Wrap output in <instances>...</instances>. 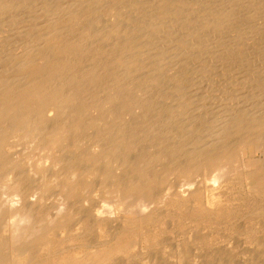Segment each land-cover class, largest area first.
Segmentation results:
<instances>
[{"label":"bare ground","instance_id":"obj_1","mask_svg":"<svg viewBox=\"0 0 264 264\" xmlns=\"http://www.w3.org/2000/svg\"><path fill=\"white\" fill-rule=\"evenodd\" d=\"M41 1V3L45 2V0ZM35 3L40 12H42L41 7L45 3L43 5L39 4V6L42 5L40 7L41 9L38 6L39 2L37 3L36 1ZM33 4L34 0H0V21L7 18L9 21L11 20V24L15 25L13 27H20L19 30L15 29L17 31L15 35L18 38L15 40L17 42H15L16 45L13 48L9 49L8 44L3 42L6 41V38L3 39L5 36L0 38V178L5 181L3 186L12 194L17 195L16 202H13V198H0L3 217L9 218L12 216L11 219L9 218L10 220L14 218L12 220L13 222L11 221L12 227L7 229L9 231L8 234L6 223V226L4 225L5 228L3 226L4 221L1 223L2 226H0V264H113L114 255L121 253L126 255L132 247L134 248V246L136 247L140 244L142 240L139 241V239L143 233H140L139 228L142 227L141 222L147 219L148 216L128 217L118 215L119 217L113 219L99 217L101 221L98 222L102 226L110 227L111 222H115L112 226L116 227V225L119 226V223L122 222L123 227L119 228L117 226L118 229L113 228L116 232L109 235L108 240L103 241L97 246L94 244L87 245L86 242L82 243L81 245L83 247H88L87 250L82 251L83 254L80 253V250V252L78 251L76 253V249L75 251L70 250L69 247L67 249L65 247L60 249V244L64 243H61L62 240L72 237L70 233L74 232H71L73 229L78 231L80 228H87L89 226L88 220L91 217L90 214L97 218L95 215L96 206L89 208V215L86 214L87 212L83 213L82 211L79 214L80 209L76 206L79 200H83L80 197L82 193L89 192L97 184V182H85L82 180V177L89 176V174H93V177L98 176L102 178L98 182L102 188L109 186L112 193L116 192L120 198L129 199L130 202H128L127 208L136 207L142 209L147 205L149 207L150 202L155 198L156 201L158 199L157 202L161 201L158 203L160 205L162 202L164 203L165 199L168 200L169 197L175 198V195L183 197L189 194L188 197H194L193 194L192 196L190 195L194 190H191L192 187L189 184L193 181V178L196 179L200 176V173L202 175L201 171H209L211 173L210 171L212 170L214 173H217L218 177L212 172L215 177L211 175L210 179L212 180L208 178L207 181L209 182L206 183L211 182V186L208 188L212 191L211 187L215 185L214 183L216 181H213V178H218V180L225 178L224 176L230 171V166H232L233 162H239L243 170L241 174L239 173L240 178L236 182L243 185L245 192L255 194L253 198L256 195L264 198V105L254 107L256 108H253L254 110L244 106L242 109H239V107L237 109L235 108L237 103L234 104L235 107L233 108L220 105L221 111H219L218 121L216 117L215 120L210 117L211 121L214 120V122L212 121L214 124L217 123L216 128L212 129V132L206 136L207 139L209 138V141L200 143L199 140L190 138V141L186 142L191 146L187 148L185 146L186 143L184 145L182 142L180 145L178 144L180 142L175 145H160L158 146L160 149L156 153L152 151L153 154H150L149 151V153H144L143 158L140 159L130 157V151L139 145V142L142 140L140 136L142 132L138 133V128L130 129V127H126L127 125L121 124L120 120L122 113H132L137 108L141 115H145L148 112L150 114L154 108L156 111V106L158 108L159 105L153 102L155 99L149 101L143 96L147 92H152L151 89L153 88H148L151 83L160 84L164 80L161 78L162 81H160V76L157 72L162 70V64L165 63V58H167L166 61L168 62L170 57L169 55L166 57L165 52L162 50L172 43H175L181 49L178 51L179 57L188 59L186 55L188 54L189 60L195 61L208 54L210 58L214 56L215 58L217 57L216 59H220V61L224 59L225 61H223L226 64L227 62L238 63L241 60L243 50L249 45L250 38L253 40V46L257 44L259 46L263 45L262 47H264V0H142L141 4H139V0H56L55 4L51 2V5H49L47 3L48 5L45 6V8L47 7L46 10L44 8L42 9L45 12L42 17H40V12L37 13L36 7L33 6L34 8H31L32 6L30 5ZM24 8L28 9V11L30 10L32 14L30 15L28 12L29 14L27 15L32 16L31 21L27 20L28 23L31 22V27H28L29 29L23 23L20 24L21 26H25L26 29L18 26L19 21L21 22L20 18H22H19L18 14L20 11L22 14L25 11L23 10ZM102 11L103 13L105 12V15H103L104 20H102L101 14H99L100 17L98 18V13ZM119 16H122V19L117 20V22L114 17L119 18ZM111 20H115L116 22L113 21L115 23L109 25ZM9 21L6 23L11 26ZM17 22L18 24H14ZM108 22L109 24L107 25H100L101 23ZM4 24H2V27ZM3 28L5 30V25ZM11 31L5 32L10 33ZM177 33L181 36H178ZM9 38L11 39L12 37L9 36ZM9 46L11 47L13 45L11 44ZM154 49L156 51L151 52ZM220 50L225 53V57L220 56ZM202 52L205 54H201ZM207 59L210 60L209 58ZM169 60L171 61L172 59ZM177 60L175 58L173 60L174 62L169 61L171 64L166 62L165 67L168 65L171 66L173 63L174 66H180L182 65L181 62H187L184 59L181 61ZM84 63L89 65V70L86 68L88 70L87 73H85L86 70L82 71L81 69ZM87 65L86 67H88ZM171 68L173 69V66ZM145 69L148 72L142 75L141 72ZM177 69L179 70L178 67ZM81 71L84 73L83 75H81ZM174 71L175 73L177 72L176 70ZM161 72L163 73V71ZM173 73L171 74L172 76ZM177 74H174L173 77V88L179 91L184 79H182L183 76H178ZM168 75L166 76L168 77ZM165 82L168 81L165 79ZM165 82L163 81L162 83L164 84ZM157 86L159 87V85ZM135 88L142 90L141 94H136ZM105 90H107L108 94L105 99L93 98L99 92L104 93ZM157 93L161 94L160 91ZM135 94L139 95L136 96ZM81 97L84 98L85 103ZM178 97L179 95L177 94V99H174V101L178 102H176L177 109L171 113V116H165L163 119L161 113L158 116L155 115L156 120H153L155 124L159 120L171 121L174 115H179L176 112H180L183 107L181 97ZM183 100L185 99L183 98L182 102ZM74 103L77 105L76 108L72 107ZM81 103H83L82 106ZM105 103L110 106V109L113 106H117L121 109V112L118 110L119 114L116 115L115 108L110 113L106 112L107 115H110V120L103 123L101 121L103 112L100 110L104 108ZM159 108L161 111L163 110L161 106ZM89 109H93V111L99 110L100 112L101 117L97 121L100 126L98 129H94V126L98 125L95 120L96 118L91 119L92 116L88 117L86 115ZM163 112L165 113L164 110ZM107 118L106 116L105 119ZM199 118L202 119L201 117ZM145 119H148V125L153 128L149 124L152 116ZM117 120L120 122L117 123L118 125L114 123ZM210 122L208 125L205 124V126L209 128L214 127V124L212 126ZM112 128H116L117 130H112ZM204 128L208 129L207 127ZM90 129H92V132L88 133ZM157 133L155 135L158 137L159 134H162V131L158 130ZM176 135L175 133L172 134L174 138ZM146 138L151 139L150 137ZM18 140L20 142L21 140H32L37 146L46 148L48 151L50 150L53 153V163L56 166L62 164V167L60 166V172H50L47 178L38 182L31 176L23 177L20 175L17 169V163L14 160L15 158L12 157L13 154L18 152L16 150L17 148L15 149V146L20 143ZM71 147L75 148V150H72L74 153L70 151L67 155L61 153L66 151L65 148L70 149ZM249 148L257 151L260 156H256V158H252L251 156L243 158V151ZM180 154H183L185 159L180 162L178 161V164L174 163L175 166H172V170L178 176L184 177L187 182L177 183V179L171 186L166 187L165 175L168 172L172 173V170L167 168L163 173L158 174L153 172L149 166L153 165V162L159 159H168L172 162V159ZM98 162L102 164L95 167V163ZM240 164L238 166L241 167ZM112 165L118 171H113L114 169H111ZM132 170L136 172L137 176L127 177V173L129 176ZM32 173L35 174L37 172L32 171ZM219 177L221 178L219 179ZM226 179L228 180V177ZM197 181L199 186L203 183L202 187L205 185L204 182H206H203L202 177ZM49 182H52L57 188H61L63 191L62 197L60 198L61 201L59 200L60 202L57 205L51 203L52 205H47L48 208L46 206V209H42L43 207L40 205H42V202L46 198L47 186L50 185ZM220 182L222 183V181ZM236 182L234 183L236 184ZM195 183L197 184V182ZM199 186L197 188L194 187L199 190ZM217 186L220 187L219 184ZM235 187L231 186V188ZM35 189L39 190L34 194L32 190L35 191ZM203 189L201 188V191ZM236 190L239 192V188ZM247 193L245 194L248 201ZM198 194H200L199 191ZM216 194L214 195L213 192L209 193L207 199L202 201L200 206H198L200 210L203 209V212L207 209L206 211L209 212L207 213L205 211L207 214H215L217 219V216L223 217L222 215L224 213L218 207L219 205L217 206L218 208L214 207L217 204ZM158 195L159 197H157ZM237 195L239 196V194ZM242 195L241 198L245 196ZM189 199L192 200V198ZM230 199H224L225 204H229L226 200L229 201ZM243 199L246 201L245 197ZM247 201L246 204H248ZM250 201L252 200L250 199ZM254 201H256V198H254ZM240 202L242 204L243 200H240ZM121 203H123L122 200ZM152 203L150 204L151 207ZM195 203L199 204L198 202ZM260 203L262 202L259 201L258 206H255L258 208ZM60 204L62 206H59ZM233 205L232 209H234ZM181 207L183 208V206ZM260 207L258 209H261ZM227 208L225 211H227ZM252 208H254V204H252L250 209ZM257 208L249 212L253 213L255 210L256 213ZM239 209L241 208L239 207ZM178 210L180 211V209ZM235 210L237 211V208ZM134 211L137 213V210L134 209ZM258 211L260 212V210ZM262 213H264V210ZM74 214L77 216L75 219V216L73 217ZM196 214H200L201 216V213L196 212ZM226 214L228 213L226 212ZM2 215L0 216L1 221ZM228 217H225V219L227 218L226 220H228ZM251 218L250 220L253 219ZM44 219L47 221L48 219L51 220L52 222L50 223L53 225L51 226L49 223L44 225ZM225 219L222 218V221L225 224L231 225V223H227L228 221H224ZM205 220L207 221L206 218ZM208 221L210 222V219ZM200 222L201 224L204 222L203 218ZM177 223L179 224V222ZM213 223L215 224V221ZM183 224L186 225V223ZM248 224L247 222L245 225L248 226ZM102 226L100 227L99 225V228L103 230ZM99 228L97 227V229ZM247 231L249 232L251 230ZM61 232H64V237L67 234V237L59 241L61 238L58 236L62 237L60 235ZM150 232L154 231L152 230ZM150 232L149 234H151ZM5 233L7 236L10 233H15L16 235H12L14 237L9 236L11 238L7 239L8 237L4 235ZM74 233L76 234V232ZM149 234H144L146 237L144 241H157V233L155 235ZM248 235L249 233L246 236ZM250 235H253L252 232ZM55 236L59 240H57V237L55 239ZM202 236L197 237V241ZM15 237L23 241L15 243ZM204 237L207 236L204 235ZM210 238L209 241L212 240ZM195 239L194 237V241ZM71 241V243H77L75 240L73 242V239ZM197 241L194 243H199ZM207 242L206 244H208ZM201 245L203 244L201 243ZM78 246L80 247V245H77L79 249ZM90 247H92V250L89 249ZM93 247L95 248L93 249ZM184 250L186 251L185 248Z\"/></svg>","mask_w":264,"mask_h":264},{"label":"rangeland","instance_id":"obj_2","mask_svg":"<svg viewBox=\"0 0 264 264\" xmlns=\"http://www.w3.org/2000/svg\"><path fill=\"white\" fill-rule=\"evenodd\" d=\"M36 1H37V3L39 2L38 6H39V4L43 5L45 3V5L43 7H41L42 5L39 6V8L40 7L42 9L44 8V10H46V8H47V7L45 8V6L48 5L47 3H49V5H51L50 4L51 2L53 4L56 3V0H48V1L45 0V2H43V3H41L42 2L41 0H39V1L36 0ZM36 1L34 0V4L30 5V6H32L31 7L32 9L34 7H36L35 9L37 10V13H39L40 10L37 8V5L35 3ZM141 2H142V0H139V4H141ZM42 9H41V11L43 12L44 10H42ZM23 10H25V11H23ZM23 10H22L23 11L22 14H21V11L18 14L19 18L22 17L23 20H22V18H20L21 22L19 21V24H18V22L14 23V24H18V26H21V24L23 23V25H25L28 28L30 26L31 22L28 23L27 20L31 21L32 16H27V15L29 13H30V15H32V14H31L30 10L28 11V9H26V8H24ZM42 12L39 13L40 17H42L44 15V13H45V12H43V14H42ZM23 14H25V15H23ZM99 14H101V18H103L102 20H104L103 15H105V12L104 13H103V11L99 12L98 13V18L100 17ZM121 14H123V13H121ZM23 16H25V17H23ZM121 17L122 16H119L120 19L118 17H114V19L116 18L115 19L116 21L117 20H121L122 19ZM101 18H100V20H101ZM111 18L113 19V17H111ZM6 19L4 18V20H6ZM4 20L2 19V21H0L1 22V24H0V27H1L0 28V33H1L0 34V38L5 36V37H3V39L6 38V41H3V42L7 43L9 49H11V48H13L16 45L15 42H17V41H15V40H17V38H18V36L15 35V34H17L16 33L17 31L15 29L19 30L20 27L19 28L18 27H16V28L13 27L15 25L11 24V22H10L11 20L9 21L8 19L4 23L9 21L11 26L9 24H7V23L4 24V23H2ZM115 20H111L110 24L108 22V23H101L100 25H103V24L112 25V23L114 24L116 22ZM113 21H115V22H113ZM100 22H102V21H100ZM122 23H123V21H122ZM2 24L5 25V30L3 28L4 25L2 27ZM25 26H21V27L26 29ZM12 28H14V29H12ZM9 30H12L10 32L12 35L10 33L5 32V31L9 32ZM3 31H4L5 34L4 33L2 34ZM177 35L181 36L179 33H177ZM9 36L12 37V38L10 39ZM13 36H14V38H13ZM249 37H250V35H249ZM12 39H14V40H12ZM9 40H11V41H9ZM252 41L253 40L250 38L249 39V45L243 50V54H242V58H241L242 62L240 60L238 63L237 62H232V63L231 62H227V64H226V62H224L225 60L223 58L222 59L224 61L223 60L220 61V59H216L217 57L216 58L214 56H211V58L208 57L209 56L208 54L205 55L206 57L202 56L201 58H199V59H197L195 61H192V60L190 61L189 60V56L186 53L185 54L187 55L188 59L179 57L178 56V51H180L181 49L178 47V45L176 46L175 43H172L171 45H169L165 49H163L162 51L165 52V56L167 57L169 55L170 56L169 59H172L171 60L172 62H174L173 60L175 58L178 59L177 61H181V60L184 59L187 62H181L182 65H180V66H174V63H173L171 66L168 65L169 66L168 67L166 65L167 67H165V64L167 62L166 61L167 58H165V63L162 64L163 68L161 67L162 70L158 71L157 73L160 76V81H162V79H164L163 81L165 82V79H166V81H168L170 83L165 82L163 84L162 83L163 81L161 82L162 84L161 83L160 84L151 83L148 88L149 89L153 88V89H151L152 92L150 91V93L147 92L145 95L143 94L144 95L143 97H145L149 101L155 99L156 101L153 100V102L156 103V105H159L158 108L161 106L162 109L165 111V113L163 112V110L161 111L160 108L158 109L157 106H156V111H155V108L153 110H151V112L153 114L151 112L149 114V112H148L145 115L144 114L141 115L140 111H138L139 110L138 108L135 109L134 112H132V113H122L123 116L121 114V117H120L121 124L127 125L126 127H128V128L130 127V129L131 128H138V133L142 132L140 134V136L142 137V140L139 142V145L136 148H134V149L132 148L131 149L130 157H132V158L134 157V158L140 159V158H143L144 153H149V151H150V154L156 153L160 149V147H158L160 145H165V146H166V144L175 145L178 142H180V143H178L179 145L181 144V142L184 143V145L186 143L185 146L187 148L188 146L189 147L191 146L189 143H187L188 141H190L189 140L190 138L197 139V140L200 141V143H205L206 141H209V138L207 139L206 136H208L209 133L212 132V129L216 128V123L217 122L215 124L213 122L215 120V117H216V119L219 117V114H220L219 111H221V107H219L220 105H222L223 107L230 106V108H233V107H235L234 104L237 103L236 107H235L237 109H238V107H239V109H242L244 107H249V108L253 109L254 107H259L260 105L263 106L264 105V47H262L263 45L259 46L257 44L255 46H253L254 43ZM11 44L13 46L10 47L9 45H11ZM153 51H156V50L154 49L151 52H153ZM174 53H175V55H174ZM201 54H205V53L202 52ZM219 54H220V56L225 57V53L222 52L221 50H220ZM196 55H197V53H196ZM207 58H209L210 60L212 59L214 62L211 60V62H213V63H211L210 60H208ZM169 59H168V62L170 61ZM170 62L168 64H171ZM85 64L86 63L83 64L84 65L83 67H85V68H83L81 66L82 67L81 69H82V71L86 70L85 73H87L88 70H89V65L86 64L88 66V67H86ZM183 65H185V66H183ZM172 66H173V69L171 68ZM181 66H183L184 68L186 67V68L184 69ZM177 67L179 68V70L177 69ZM147 69H145V70H143L141 72L142 75L144 73L147 74L146 73V72H148ZM149 70H150V68H149ZM167 70H168V72H167ZM174 70H176V71L178 70L177 71L178 74H177V72L175 73ZM82 71H81V75L84 74V73H82ZM161 71H163L164 74ZM172 72H174L173 76L171 75ZM168 74H170L172 77L170 75H168ZM174 74H177L178 76H183L182 79H184L182 84H181V86H180V90L179 91H177V90H175V88H173L174 87V80H173ZM166 75H168V77ZM184 75H186L185 78H184ZM167 78H168V80H167ZM156 84L159 85V87H161V88L159 89V87ZM151 85H152V87H151ZM160 85H162V86H160ZM156 86H157V88H156ZM136 88H135V93L136 94L137 93L141 94L142 90H138ZM159 91L161 92V94L157 93ZM105 92L104 93L103 92H99V94H97L96 97H93V98L96 99L98 97V98H101V99H105V97H107V95H108L107 94V90H105ZM147 94H148V96H147ZM177 94L179 95V97H181L180 99H181V103H182V107H183V109H181V110L179 109L180 112L179 111L176 112V114L179 113V115L178 114L174 115V117L171 119V121H165V120L161 121V120H159L158 123L156 122V124H157L156 125L154 123V121H153V120H156L155 115L158 116L161 113V117L163 119V117H165V116H171V113H173V111H175L177 109V103L178 102L174 101V99H177ZM138 95H136V96H138ZM158 95H160V96L158 97ZM183 98L185 100H183V102H182ZM81 99L85 103L84 98L81 97ZM82 105H83V103H81V106ZM72 107L76 108L77 105H75V103H74ZM219 108H220V110H218ZM112 109H114L117 112L116 113L113 110L116 115L119 114L118 110H120V112H121V109H119L117 106H113V108L110 109V106L108 104H106V103L104 104V108H102V110H100V111L103 112L102 113L103 116L101 118V121L103 123L105 121H109L110 120V115H107V113H110V111ZM170 109H171V111H170ZM202 109H204V110H202ZM254 109H256V108H254ZM182 111H183V113L181 114ZM86 115H88V117L92 116L91 119H95L96 118L95 119L96 123H97V121L100 120V117H101L99 110L98 111L97 110L93 111V109H91V110L89 109ZM129 115H130V117H129ZM215 115H217V116H215ZM106 116L108 117L107 119H105ZM147 116L148 117L152 116V119H150L149 124L152 125L153 128H151V126L148 125V123H147L148 119L147 120L145 119V118H148ZM178 117H179V119H178ZM199 117H201L202 119H200ZM210 117H212V119H214V120H212L213 122L211 121ZM143 121H144V123H143ZM208 121L209 122L211 121L210 123H212V126L214 124V127L209 128L208 126H205V124L208 125V123H209ZM217 121H218V119H217ZM114 123L117 124V123H120V122L117 120ZM127 123H129L130 125L127 124ZM101 125L103 127H105L104 124L101 123ZM148 126L151 128V130H150V128ZM99 127L100 126L98 124V125L94 126V129H98ZM145 127H147V128H145ZM204 127H207L208 129H205ZM148 128H149V130H148ZM91 130L92 129L88 130V133H91L92 132ZM112 130H117V129L116 128H112ZM158 130L159 131L161 130L162 134L161 135L159 134V136L157 137L155 134L158 132ZM146 131L147 132L149 131V132L147 133ZM171 133L172 134L175 133V135L176 134H178V135H176V137L174 138ZM146 137H150L151 139L146 138ZM158 141H159V143H158ZM18 142H20V141L18 140ZM153 143H155L156 146L153 145ZM15 144H17V143H15ZM15 149L18 150V152L13 154L12 157L15 158L14 160L17 163V169L19 170L20 175H22L23 177L31 176L38 182V181H40L42 179L47 178L50 172H54V173L60 172V166L62 167V164L61 165L59 164L58 166H56L53 163L54 162L53 153L50 150L48 151L46 148H42L40 146H37L36 143L33 142L32 140H26V141L25 140L24 141L21 140V142L18 145L15 146ZM68 149L69 148H65L66 151L64 153L63 152H61V153L67 155L69 153V151L72 153L73 152L72 150H75L74 147L73 148L71 147L69 150ZM152 151H155V152L152 153ZM248 156H251L252 158L253 157L256 158V156L258 157V156H260V154H258L257 151H254L253 149L249 148V149H246L245 151H243V153H242V157L243 158H247ZM184 159L185 158H184L183 154L177 155L174 159H172L173 160L172 162L169 161L168 159H159V160H156L155 162H153V165L149 166V168L153 172L161 174L167 168L172 170V168L175 166V164H178V161L180 162V161H183ZM101 164H102L101 162L95 163V167H98ZM239 164H240L239 162L238 163L237 162H233L232 166H230V171L227 173L226 176H224L225 178H223V179H225L224 180L225 183L223 182V179L221 177H219V179L221 178V180H218V178H216V179L213 178V181L216 180L215 183L214 182L213 183L215 185L219 184L220 187L216 185L219 188H217L215 185L212 184L213 185L211 187L212 191H210L211 189L208 188V187L211 186V182L206 184L207 182H209V181H207L208 178H209V180H212V179H210L211 175L213 177H215L214 174H216V176L218 177L217 173H214V171H212V170L210 171L211 173H209V171L208 172L207 171H201L203 176L200 173L199 174L200 176H198L196 179L193 178V181L191 180L192 182L189 184L192 187L191 190H194V191H192V193H190V195L192 196V194H193L194 197H197V198L188 197L189 194L186 195V196H183V197H180L179 195L178 196L175 195V198L174 197H169L168 200L165 199L164 203L162 202L160 205L158 203H160L161 201L157 202L158 199L156 201V198H155V199H153L151 201V202H153L152 203V207L150 205L151 204V202H150L149 207H148V205L146 206L148 208V211L147 212H142L141 211V213H140L141 209H138L136 207H131V208L128 207L127 208L126 206H128V202H130V200L129 199L126 200V199L120 198V196L117 195L116 192L112 193L110 191L111 188L109 186L102 188L101 185L98 184V182H100L99 180H102L101 177H98V176H94L93 177L92 176L93 174H89V176L82 177V180L85 181V182H97V184L95 185V188H93L89 192L86 191L85 193L84 192L82 193V195L80 197H81V199L83 198V200L82 201L79 200V202L76 203V206L78 207V209H80L79 214L82 211L83 213L87 212L86 214L89 215L90 214V212H89L90 209L89 208L91 206H96L97 208H99L100 204H101V201H105L106 200V202L108 204L115 206V209L118 210V215H120V216H122V215H125V216H128V217L148 216L147 219H145L143 222H141L142 227L139 228L140 233H143L141 235L142 237L140 236V239H139V241L142 240L140 242V244H139L140 246L137 245L138 247L137 246L136 247L134 246V248L132 247L131 250L128 253H126V255L123 254V253L114 255V263L113 264H264V213H262L263 210H264V204H263L264 198L256 195V196H254V198H256L257 202L254 201L253 195H255V194H252V193L250 194L249 192L248 193L245 192V188L243 187V185L241 183L239 184V182H236V180L237 181L239 180L240 174H241V172L243 170L242 165L240 164L241 165V167H240V166H238ZM166 165H167V167H166ZM45 169H46V171H44ZM111 169H114L113 165H112ZM237 170H238V172H236ZM32 171L33 172L36 171L37 173L33 174ZM39 171L40 172L42 171V173H40ZM113 171H118V169H114ZM235 172H236V174H235ZM237 174H238V176H237ZM131 176H135L136 177L137 176L136 172L135 171L133 172V170H132L129 173V176H128V173H127V177H131ZM204 176H205V178H204ZM233 176H234L235 179L232 178ZM165 177H166V183L165 184H167L166 187L167 186H171L172 183L176 182L177 179H178L177 183L187 182V180L184 177L178 176V174H176L173 170H172V173L168 172L165 175ZM201 177L203 178V182L206 181V182H204L205 185H203V187H202L203 183L199 186L198 181H197L199 178L201 179ZM227 177H228V180L226 179ZM229 177H231V178H229ZM95 178H97L98 180L95 179ZM93 180H96V181H93ZM220 181H222L223 184ZM233 181L236 182V184L238 183L237 184L238 186ZM4 182L5 181L0 178V196H1L0 198H4V197L13 198V202H16L17 195L12 194L8 189H6L3 186ZM195 182H197V184ZM49 184L50 185L47 186L48 190L46 191V196H45L46 198L43 201V202H46V201L47 202L46 203L42 202V205H40L41 207H43L42 209H44V208L46 209L47 205L48 206H50L52 204L57 205V203H59L61 201L60 198L62 197V193H63L61 188H57L52 182H49ZM229 184H230V186H229ZM51 185H53V186H51ZM233 185L236 186L237 188H239V192L236 190L237 189L236 187H235L236 189L235 188H231V186L234 187ZM194 186L196 188H197V186H199L200 189L198 188L199 190H197ZM225 186H226V188H225ZM53 187H55V188H53ZM240 187H241V189H240ZM201 188L202 189L204 188L202 190L204 192L201 191ZM38 190L39 189H35V191L32 190V193L35 194ZM195 190H196V192H195ZM216 190H218V191H216ZM198 191H199L200 194H198ZM235 191L238 192V193H236ZM106 192H107V194H106ZM211 192H213L214 195L218 192L216 194V200H217L216 203L217 204L214 207H217L219 205L218 207L220 209H222V211L224 213L222 215L223 217L217 216V219H216V215L215 214H213V213L207 214V213H209L208 211H206L207 209L204 210V212H203V209L202 210L199 209L200 208L199 207L200 203L202 201L206 200L207 196ZM240 192L242 194L244 193L245 196L242 195V194L241 195L245 197L246 201H247V199H246V194L245 193H247V198L249 199L247 201L248 204H246V201H244V199H243L244 197L241 198ZM201 194H202V196L199 197V195H201ZM219 194H221L220 195L221 199L219 197ZM237 194H239V196ZM236 195L238 197H240V198H238ZM250 195H252V196H250ZM227 196H229V197H227ZM157 197H159V195ZM217 197H219V198H217ZM189 198H192V200H190ZM193 198H194V201H193ZM226 198L227 199L231 198L229 201L226 200L227 203H229L230 205L229 204H225L226 202H225L224 199H226ZM171 199H173V200L171 201ZM250 199L252 201H250ZM121 200H122L123 203H121ZM123 200H125V201H123ZM169 200H170V202H168ZM240 200H243L242 204H241L242 201L240 202ZM261 200H263V201H261ZM85 201H87V204H85ZM249 201H250V203H249ZM259 201L262 202V203L259 204L261 207L260 206L259 207L261 209L263 208V210L258 209L259 207L258 208L256 207V206H258ZM195 202H198L199 204H197ZM244 202H245V204H244ZM169 203H172V204H169ZM231 204L232 205L234 204L236 207L233 205L234 209H232V205ZM252 204H254L255 210L257 208V211L260 210V212L256 211V213H255V210H254L253 213H250L249 211L252 212V210L254 209V208L250 209L252 207ZM224 205H225L226 208L228 207L229 210L232 209L233 211L232 210L229 211L228 208H227V211H225L226 208L224 209ZM226 205H229V206H226ZM237 205H240V206L237 207ZM48 206H47V208H48ZM59 206H62V205L60 204ZM167 206H168V208H167ZM181 206H183V208ZM197 206H198V208H197ZM84 207H86V208H84ZM175 207H177V209H175ZM239 207L241 209H239ZM246 207L248 209H250V210H248ZM0 208H1L0 209V212H1L0 216H1L2 213H3V208L2 207H0ZM189 208L190 209L192 208V210H190ZM193 208L194 209L196 208V209H199V210H196V209L194 210ZM236 208H237L238 212L235 210ZM83 209H84V211H83ZM132 209H133V211H132ZM134 209L137 210V213H136V211H134ZM167 209H168V212H167ZM178 209H180V211ZM181 209H182V211H181ZM184 209H186V210L184 211ZM138 210H139L140 214L138 213ZM187 210H189V211L186 212ZM105 211L107 212V209H105ZM192 211H194V212L191 213ZM195 211L197 213H201V216H200V214H196ZM211 212H212V210H211ZM226 212L228 214H226ZM230 212H232V213H230ZM185 213H187V214H185ZM229 213L231 214V216H230ZM204 214H206V215L203 216ZM225 214L227 216H229L228 220H226L227 218L225 219V217H227ZM118 215H116L115 217H112L111 219L119 217ZM191 215H193L195 217H193V216L191 217ZM207 215H210V216H207ZM211 215H213V216H211ZM252 215H254V216H252ZM90 216L91 217L88 220L89 221V223H88L89 226L87 228H80V229H78V231H76V229L75 230L73 229L71 232L74 231V232H76V234L74 232L70 233V235L72 236L71 238H67L66 239L65 237H67V234L64 237L63 236V235H65L64 232L60 233V235H62V237L58 236V237L61 238L60 240H59V238L57 236H55V239L57 237L58 238L57 240H59V241H61L62 238H65V240H62V242H61V243H63V242L64 243L60 244L61 245L60 249H63L64 247L67 249L69 247L70 250L72 249V250L75 251V249H76V251H75L76 253L79 250L81 251V252L80 251L79 252L82 253L83 250H87V248H88V247L87 248L83 247L81 245L82 243L86 242L87 245L94 244V245L97 246L100 243H102L103 241L108 240L109 239V235H111L114 232H116L115 231L116 228L118 229V227L119 228L123 227L122 226V222L119 223V226L116 225V227L112 226V225H114L115 222H111V225L109 224L110 227L109 226H102L98 222V221H101L99 217L96 218V217L92 216L91 214H90ZM73 217L75 219L77 217L76 214H74ZM105 217H108V216L106 215V216H104V218ZM188 217H190V218H188ZM213 217H214V219H213ZM230 217H232V218H230ZM4 218H6V217H3V215H2V217H1L2 221L0 220V226H2L1 223H3V221H4L3 226L6 223V225H7L6 230L10 229V227H12L11 223L13 222L12 220L14 218L12 220H10L12 218V216L9 217L10 219L6 218L7 220L4 219ZM194 218H195L196 222L194 221ZM202 218H203L205 223L202 222V224H201L200 221L202 220ZM205 218L207 219V221L205 220ZM218 218H220L221 220L220 219L218 220ZM222 218L225 219L224 221H226V222L228 221L227 223H231V225L232 224L233 225L231 226L230 224H225V222L222 221ZM250 218L252 220H250ZM148 219H150V220L148 221ZM182 219H184V220H182ZM192 219H193L194 223H193ZM208 219H210V222L208 221ZM96 220H97V222H96ZM175 220H176V222H174ZM185 220H187V221L189 220V221L187 222ZM48 221L46 219H44L43 220V222L45 223L44 225H47L49 223L52 226L53 224L50 223L52 221L49 220V219H48ZM213 221H215V224L213 223ZM216 221H218V222H216ZM221 221H222V223H221ZM8 222H9V224H8ZM177 222H179V224ZM247 222L249 223L248 226L250 228L247 225H245ZM143 223H144V225H143ZM180 223H182V224H180ZM183 223H186V225L183 224ZM147 224H149V225H147ZM99 225H100V227L102 226L103 230L99 228ZM176 225H178V226L176 227ZM200 225L203 226V227H201ZM223 225H225V226H223ZM5 226H4V228H5ZM149 226H150V228H149ZM97 227L100 230L97 229ZM151 227H153V228H151ZM155 227H156V229H155ZM251 227H253V228H251ZM113 228H115V229H113ZM147 228H149V229H147ZM231 228L233 230H238V231H234L233 232V230ZM239 228H240V231H239ZM151 229L155 233H157L156 234L157 237L155 236L157 241H149V240L148 241H144V239L146 238L144 234L145 233L149 234V232L152 231ZM146 230H149V231L146 232ZM247 230H251V231L248 232ZM101 231H102L103 234L101 233ZM245 231H246V233H245ZM154 232H150L151 234H149V235H155ZM247 232L249 233L248 236H246L248 234ZM251 232H252L253 235H250ZM8 233H9V231L7 230V234ZM15 233H16V231H15ZM15 233H12V234L10 233L9 236L14 237L12 235H16ZM73 234H75V235H73ZM106 234H108V235H106ZM210 234L212 235V237H211ZM4 235H6V233ZM199 235L200 236H202V235L204 236L205 235L207 237L203 238V236H202L201 237L202 240H201V238L200 239L198 238V241H197V237H200ZM9 236H7L8 238L7 237L6 238L10 239L11 237H9ZM73 236H74V238L76 236V238L74 239ZM103 236L105 237V239H104ZM193 236L196 238L195 241H194V237ZM210 237L212 238L213 241L212 240L209 241ZM205 238H206V240H204ZM15 239H17V238L16 237L14 238L15 243H19V241L20 242L23 241L20 238H19L20 240L17 239L18 241L15 240ZM72 239H73V242L75 240V242L77 241V243H75V244L71 243ZM67 240L68 241L70 240L71 242L69 241V244H68ZM196 241L199 242L200 244L199 243H194ZM206 242L208 244H206ZM153 243H155V244H153ZM201 243L203 245H201ZM64 244H65V246H64ZM204 244H206V245H204ZM77 245H80V247L82 246V248H80L78 246L79 247V249H78ZM72 246H73L74 249L71 248ZM142 246H144V247H142ZM83 248H85V249H83ZM94 248L95 247H93V249ZM184 248L186 249V251L184 250ZM89 249L92 250V247H90ZM133 249H135V250L132 251Z\"/></svg>","mask_w":264,"mask_h":264},{"label":"clouds","instance_id":"obj_3","mask_svg":"<svg viewBox=\"0 0 264 264\" xmlns=\"http://www.w3.org/2000/svg\"><path fill=\"white\" fill-rule=\"evenodd\" d=\"M85 204H87V201H85ZM105 209H107V212H105ZM141 211L147 212L148 208H142ZM95 215L97 217H104L107 215L109 218H112L118 215V210L115 209L114 205H110L106 201H101L100 207L95 210Z\"/></svg>","mask_w":264,"mask_h":264}]
</instances>
